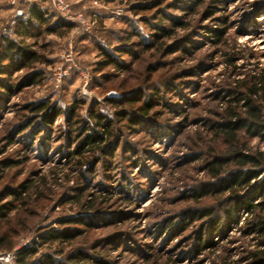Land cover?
I'll return each mask as SVG.
<instances>
[{
  "label": "rangeland",
  "instance_id": "374dc122",
  "mask_svg": "<svg viewBox=\"0 0 264 264\" xmlns=\"http://www.w3.org/2000/svg\"><path fill=\"white\" fill-rule=\"evenodd\" d=\"M18 1L12 7L0 0V53L8 38L34 51L37 59L0 76L5 86L28 80L9 96L0 89V206L11 205L0 218V257L34 247L24 262H241L244 251L255 246L252 236L241 234L245 214L237 215L238 225L213 236L215 249L198 251L196 242L202 231L204 242H210L211 223L223 220L232 205L231 194L218 192V180L204 168L213 155L231 151L213 127L221 123L229 95L244 91L249 76L264 71V0H68L71 21L42 0L48 18L30 26L27 36L17 27L5 31L13 20L24 22L16 11L25 13L34 2ZM153 1L161 4L131 10ZM82 23L90 24L88 32ZM154 26L167 35L157 39ZM212 31L221 34L218 40ZM121 46L127 54L113 53L121 68L97 72L102 49ZM173 48L176 52L169 54ZM69 50L74 63L55 86V68ZM39 103L56 108L52 123L43 126L38 119L17 135L34 117L27 107ZM93 114L110 129L103 142L106 154L84 153L80 177L67 154L83 140L82 130L104 132L105 126H94ZM240 133V144L264 149L257 138ZM22 184L27 189L21 200L7 196ZM211 188L216 189L210 193ZM207 209L213 211L210 217L203 216ZM67 217L82 221L69 225L81 234L71 241L42 240L44 233L68 227L59 224Z\"/></svg>",
  "mask_w": 264,
  "mask_h": 264
},
{
  "label": "trees",
  "instance_id": "16d2710c",
  "mask_svg": "<svg viewBox=\"0 0 264 264\" xmlns=\"http://www.w3.org/2000/svg\"><path fill=\"white\" fill-rule=\"evenodd\" d=\"M160 4V1H153L150 4L149 2H142V4L132 5L131 10L134 12L148 10ZM22 13L24 22H16V20H14L10 29L14 31V28L17 27L18 31L16 32L19 33V31H21L20 33L23 36L29 34L30 26L33 27V24H44L48 18V12L42 10L35 1L29 5L25 13ZM15 15L18 16L17 11ZM172 24L175 26L178 25L173 20ZM26 26H28V28ZM151 29L156 31L155 37L157 39H161L167 35V31L159 26L151 27ZM212 32L214 38L218 40L221 34L216 33V31ZM4 41L5 44L0 53V76H9L11 72H16L27 67L31 62L37 59L36 53L30 51L27 47L8 38ZM175 50V48L169 49V54H173L176 52ZM113 53L120 55L127 54L123 46H121V48L119 47V49H113L112 52L102 49L104 60L99 63V67L96 69L97 72H102L107 66L121 68V65L114 59ZM2 62L5 63L2 64ZM39 75L40 74H36L33 79H36ZM27 81L25 85L21 82L22 85L19 84L17 86H5L0 81V89L9 96L14 92L20 91L22 87H26L28 84ZM244 86H246L244 91H233L229 95V100L226 102L227 106L224 109L221 123L214 124L213 126L216 133L221 134L226 142L230 144L232 147L231 151L228 155H213L204 168L211 179L218 180L221 189H219L220 191L218 190V192H228L231 194L230 199L232 205L224 210L223 220H221V217H217L216 222L213 221L211 223L209 229L210 242L207 240L204 242V233L202 231V235L197 238L196 243L198 251H205L208 248L215 249L216 244L211 241L213 236L215 234L223 235L225 231L229 229L230 225H238L242 218H244V227L241 229V234L244 237L252 236L251 241L255 242V246L253 249L244 251L241 262H237L236 264H264V177H262L264 175V149H248L244 144H240L239 139L240 132H244L243 134L248 137L257 138L258 143L262 144L264 148V71L261 70L258 75L249 76L248 83L244 84ZM27 109L34 114V117L31 119V122L19 127L16 133L17 135L30 129L34 121L38 119L43 126L51 124L50 118L55 117L57 114L56 108L49 109L48 104L44 103L30 105ZM70 110L73 113V110ZM142 110L143 114H147L148 108L144 106ZM69 116L71 118L73 117L72 114ZM91 118L94 120V126L96 128H103L105 126L104 132L97 134L93 128L82 130L80 136L84 135L83 140L77 145L74 151L67 154L68 162L75 160L74 167L75 170L80 171V177L84 176V171L82 170V165H84L82 157L84 153H92L94 155L96 152H101L102 154H106L103 142H105L106 137L109 135V126L103 122L102 117L98 114L91 115ZM70 120L71 119H69L68 122H70ZM40 132L41 130L38 129L34 131L32 135H37ZM96 163V160L93 161L90 170H93ZM2 165L8 166L9 163H3ZM252 182L255 183L252 184ZM19 189V192L16 190L9 191L7 196L17 201L21 200L27 186L22 184ZM214 189L216 188H211L209 192L212 193ZM83 190L85 189L80 190V193H82ZM253 195H255L257 199H253ZM90 204V206H92L93 199ZM10 206V203L0 206V218H2L6 210H9ZM238 214H245V217H241V220H238ZM211 215H213V211L210 209L205 210L203 214V216L206 217H210ZM81 222V220L72 219L71 217L63 218L59 222L60 226L68 227H63L56 231L51 230L47 234L44 233L42 235V240L61 239L63 241H71L81 233L71 228L69 225L79 224ZM35 252L36 250L34 247H31L21 250L17 254L12 253L13 260L17 264H33L24 262V257L34 254ZM74 258H79V255L70 258V260ZM0 264L3 263L0 262ZM35 264H52V262H50V259L44 258L42 262ZM226 264L231 263L227 262Z\"/></svg>",
  "mask_w": 264,
  "mask_h": 264
},
{
  "label": "built area",
  "instance_id": "2783aa9c",
  "mask_svg": "<svg viewBox=\"0 0 264 264\" xmlns=\"http://www.w3.org/2000/svg\"><path fill=\"white\" fill-rule=\"evenodd\" d=\"M54 9L56 12L65 20L71 21L73 17L71 16V5L68 0H50ZM8 4L12 7H16L18 5V0H7ZM21 10H18L17 13H21ZM14 23V20L11 22V24L5 29V31H10L11 25ZM84 31H89L90 30V24H84ZM71 50V47H68ZM66 51L63 52L62 55L60 56L62 58V62L56 66L54 74H53V81L55 86H58L62 80L67 77L68 72L71 70V65H73V57H72V51ZM13 260V255H5L0 257V262H5V263H11Z\"/></svg>",
  "mask_w": 264,
  "mask_h": 264
},
{
  "label": "crops",
  "instance_id": "0c3cea01",
  "mask_svg": "<svg viewBox=\"0 0 264 264\" xmlns=\"http://www.w3.org/2000/svg\"><path fill=\"white\" fill-rule=\"evenodd\" d=\"M35 2L38 3L39 6H41V4H44V1L42 0H34ZM43 10V9H42ZM22 13V12H21ZM20 13H17V15H19Z\"/></svg>",
  "mask_w": 264,
  "mask_h": 264
},
{
  "label": "clouds",
  "instance_id": "9594fccd",
  "mask_svg": "<svg viewBox=\"0 0 264 264\" xmlns=\"http://www.w3.org/2000/svg\"><path fill=\"white\" fill-rule=\"evenodd\" d=\"M109 115H111V113H109ZM58 123H59V121H58Z\"/></svg>",
  "mask_w": 264,
  "mask_h": 264
},
{
  "label": "water",
  "instance_id": "95a60500",
  "mask_svg": "<svg viewBox=\"0 0 264 264\" xmlns=\"http://www.w3.org/2000/svg\"><path fill=\"white\" fill-rule=\"evenodd\" d=\"M112 96H114V94H112Z\"/></svg>",
  "mask_w": 264,
  "mask_h": 264
}]
</instances>
